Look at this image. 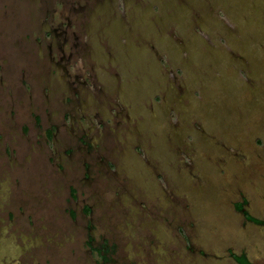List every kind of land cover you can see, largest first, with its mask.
<instances>
[{
    "label": "rangeland",
    "instance_id": "obj_1",
    "mask_svg": "<svg viewBox=\"0 0 264 264\" xmlns=\"http://www.w3.org/2000/svg\"><path fill=\"white\" fill-rule=\"evenodd\" d=\"M244 199L264 0H0V264H264Z\"/></svg>",
    "mask_w": 264,
    "mask_h": 264
},
{
    "label": "trees",
    "instance_id": "obj_2",
    "mask_svg": "<svg viewBox=\"0 0 264 264\" xmlns=\"http://www.w3.org/2000/svg\"><path fill=\"white\" fill-rule=\"evenodd\" d=\"M245 202L246 200L244 199V201H239L235 204V207L242 211L244 217L247 219V220H250V221H253L257 224H260L264 227V219L263 218H260V217H257L253 214H251L248 209L245 207ZM88 210V209H86ZM89 237H91V235L89 234L88 235ZM90 238H88V243L90 242ZM96 250L98 251V254L101 258H103L104 260L108 259L107 257V253H109L110 249H108V247L106 246V243L105 241H103L101 243V245H99ZM229 254L230 256L238 263V264H255L253 261H251L247 255L244 253V252H240V253H236L235 251L233 250H229Z\"/></svg>",
    "mask_w": 264,
    "mask_h": 264
},
{
    "label": "flooded vegetation",
    "instance_id": "obj_3",
    "mask_svg": "<svg viewBox=\"0 0 264 264\" xmlns=\"http://www.w3.org/2000/svg\"><path fill=\"white\" fill-rule=\"evenodd\" d=\"M49 47L51 48V45H49ZM56 129H57V127H56Z\"/></svg>",
    "mask_w": 264,
    "mask_h": 264
}]
</instances>
